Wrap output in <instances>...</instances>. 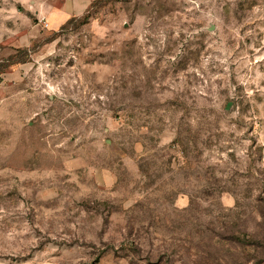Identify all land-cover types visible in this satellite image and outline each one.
Masks as SVG:
<instances>
[{"label": "rangeland", "instance_id": "rangeland-1", "mask_svg": "<svg viewBox=\"0 0 264 264\" xmlns=\"http://www.w3.org/2000/svg\"><path fill=\"white\" fill-rule=\"evenodd\" d=\"M0 0V264H264V0Z\"/></svg>", "mask_w": 264, "mask_h": 264}, {"label": "crops", "instance_id": "crops-1", "mask_svg": "<svg viewBox=\"0 0 264 264\" xmlns=\"http://www.w3.org/2000/svg\"><path fill=\"white\" fill-rule=\"evenodd\" d=\"M78 7V4H73L69 0H67L61 8H54L52 5H48L45 8L44 17L47 22L51 24H55L56 26L62 24L65 20H67L71 15H73V11Z\"/></svg>", "mask_w": 264, "mask_h": 264}, {"label": "built area", "instance_id": "built-area-1", "mask_svg": "<svg viewBox=\"0 0 264 264\" xmlns=\"http://www.w3.org/2000/svg\"><path fill=\"white\" fill-rule=\"evenodd\" d=\"M38 22L40 25H42L43 27H46L48 28V22L46 20V18L44 16H41L39 19H38Z\"/></svg>", "mask_w": 264, "mask_h": 264}]
</instances>
